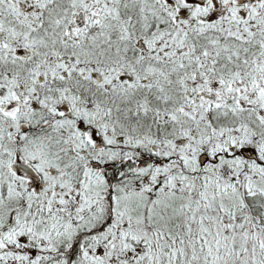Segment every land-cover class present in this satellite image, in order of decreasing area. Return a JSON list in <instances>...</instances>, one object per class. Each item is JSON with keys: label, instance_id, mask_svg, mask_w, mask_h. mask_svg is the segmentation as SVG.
I'll return each mask as SVG.
<instances>
[{"label": "snow or ice", "instance_id": "6c2138e0", "mask_svg": "<svg viewBox=\"0 0 264 264\" xmlns=\"http://www.w3.org/2000/svg\"><path fill=\"white\" fill-rule=\"evenodd\" d=\"M0 264H264V0H0Z\"/></svg>", "mask_w": 264, "mask_h": 264}]
</instances>
